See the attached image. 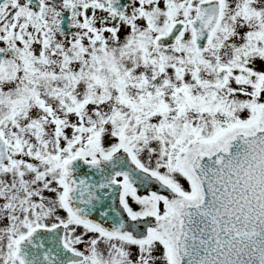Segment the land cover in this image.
I'll return each mask as SVG.
<instances>
[{"label": "snow or ice", "instance_id": "obj_1", "mask_svg": "<svg viewBox=\"0 0 264 264\" xmlns=\"http://www.w3.org/2000/svg\"><path fill=\"white\" fill-rule=\"evenodd\" d=\"M0 264H264V0H0Z\"/></svg>", "mask_w": 264, "mask_h": 264}]
</instances>
